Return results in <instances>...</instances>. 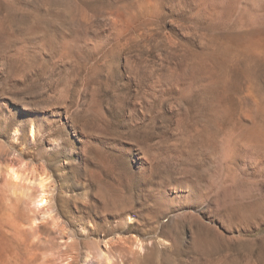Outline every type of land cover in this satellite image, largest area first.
Wrapping results in <instances>:
<instances>
[{"label": "rangeland", "instance_id": "rangeland-1", "mask_svg": "<svg viewBox=\"0 0 264 264\" xmlns=\"http://www.w3.org/2000/svg\"><path fill=\"white\" fill-rule=\"evenodd\" d=\"M208 1L0 0V162L53 177L0 176L1 264H264V54Z\"/></svg>", "mask_w": 264, "mask_h": 264}, {"label": "bare ground", "instance_id": "bare-ground-1", "mask_svg": "<svg viewBox=\"0 0 264 264\" xmlns=\"http://www.w3.org/2000/svg\"><path fill=\"white\" fill-rule=\"evenodd\" d=\"M236 1L237 0H215L217 7H215L216 5H214V3H212L211 1H208V2H211L212 5H214V7H215L213 10L214 13L211 12L210 15L216 16V17L213 16L214 18H217L215 21H222L223 25H224L223 30L225 29L227 31V33L223 37L221 36L222 41L220 43V48H218V51H217L218 56H219L218 60L221 63H231V62H243L244 63V62H246V63L251 64V63H256L257 61L259 62L260 56L264 54V26H262L264 24L262 22V17L259 14L254 13V12L251 13L248 11L250 13V14H248L247 8L250 5L248 7H246V6L242 7L238 4H236V5H238V6H236L235 5ZM245 1L247 2V0H245ZM184 2H185V0H181L180 5L182 6V8L186 7L185 5H183ZM246 4H248V3H246ZM234 5H235L236 9L234 8ZM233 9H235V10H233ZM249 10H251V9H249ZM232 11H233V15L231 13L232 17L227 18L228 17L227 14H229ZM254 11H255V9H254ZM213 17L211 19H213ZM213 21H214V19H213ZM215 21H214V23H215ZM220 27H222V26L219 25V29H220ZM212 61H213V59H212ZM29 130H30V133L32 136H35V137L37 136V130H36L35 126L32 125ZM20 134H21V129L19 127L14 128V136L17 137ZM253 135H255V134H253ZM45 189H43V192L39 195L40 197L38 199H36L35 203H37L38 206H39L40 202L43 203L44 201H46V198H45L46 193L44 194ZM34 198H35V196H34ZM47 209H46L45 213L43 214V216H45L46 214H50V211H47ZM36 214L39 216L40 215L42 216V213H40V212H37ZM241 215H243V214H241ZM22 244H21V246H22ZM138 245H139V247L142 248L141 243H138ZM1 259L2 258H0V262H1Z\"/></svg>", "mask_w": 264, "mask_h": 264}, {"label": "clouds", "instance_id": "clouds-1", "mask_svg": "<svg viewBox=\"0 0 264 264\" xmlns=\"http://www.w3.org/2000/svg\"><path fill=\"white\" fill-rule=\"evenodd\" d=\"M6 159L0 162V176L8 184H23L31 187H38L43 190L53 183L46 162L41 160L38 163L25 158L24 154L18 150L5 148Z\"/></svg>", "mask_w": 264, "mask_h": 264}]
</instances>
